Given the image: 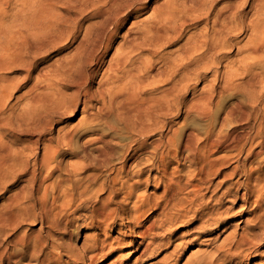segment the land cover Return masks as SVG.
I'll list each match as a JSON object with an SVG mask.
<instances>
[{
    "label": "bare ground",
    "instance_id": "1",
    "mask_svg": "<svg viewBox=\"0 0 264 264\" xmlns=\"http://www.w3.org/2000/svg\"><path fill=\"white\" fill-rule=\"evenodd\" d=\"M9 1L0 0V106L11 96L14 78L5 73L12 70L22 71L25 78L35 73L37 84L33 82L29 92L36 88L39 93L26 98L25 116L0 117V191L6 185L3 181L15 172L24 174L29 185L27 191H16L0 203V264H21L24 258L28 264H127L131 249L138 253L134 263L157 252L162 257L156 264H168L181 244L177 239L179 243L168 251V233L187 225L190 241L198 240L200 245L207 242L208 228H219L232 209L224 205L225 210L217 208L223 197L232 192V206L239 200L240 211L252 212L249 229L239 235L231 231L214 251L193 252L184 263L219 264L246 258L259 242L253 229L264 231V0L251 1L256 16L247 26L242 17L239 20L241 12L234 4L215 12L211 32L191 34L183 43L182 52L175 57L170 55L171 64H165L168 69L154 68L157 49L174 43L193 22L195 13H210L214 0L211 5L209 0H165L155 5L151 19L137 30L128 27L123 42L108 59L119 33L129 19L148 9L149 0ZM86 17L90 21L83 25ZM246 30L250 35L245 44L230 43L232 36L227 35L236 31L244 34ZM70 42L76 43L75 50L64 62L49 66L44 74L37 70L38 61ZM233 47L239 54L238 65L232 68V62L227 61L220 70L222 52ZM209 72L211 84L202 86L205 90L197 95L193 87L192 96L186 100L191 83L205 80L203 75ZM97 75V87L92 90L89 84ZM69 82L75 86V100L64 92V85ZM226 91L231 97L238 96L237 100L216 110L217 99ZM79 104L82 116L77 124L63 131L58 129L62 133L55 138L41 140L54 128L56 118L71 116ZM180 113H193L204 120L205 130L183 131L177 138L170 118H177ZM115 125L128 136L124 152L116 155L123 162L119 174H125L124 162L131 160L129 166L135 165V159L143 154L150 155L149 167L164 163L163 170L153 175L154 187H163L161 201L152 205L149 196L139 195L129 211L120 212L111 206L108 210L107 204L105 211L102 210L106 207L100 211L96 207L90 225L98 230L97 235L77 249L72 245L73 232L78 228L74 214L80 207V195H85L86 190L80 191L78 176L88 172L93 162L83 155L84 150L80 157L74 134L80 128L91 132L87 133L92 135L91 141L99 143L94 159L107 165L117 152L118 142L108 138ZM9 130L37 136L24 146L20 136ZM40 144L41 154L36 152ZM64 152L79 161L70 164L69 170L64 169L65 177L58 174L44 185L37 175L41 176L42 170H46V175L58 172L61 166L57 158ZM231 159L235 164L225 172ZM185 162L189 167L182 173L179 167ZM173 163L174 172L169 173L166 166ZM239 170L245 176L244 183L226 185ZM94 174H85L84 179L96 182ZM216 178L218 181L214 182ZM116 182L114 177L112 183ZM218 191L220 195H215ZM109 199L110 196L101 201L102 205ZM160 205L161 210L144 220L151 206ZM35 222L40 225L37 231L33 227L20 231L23 225L32 226ZM112 223H116L117 236L99 238ZM161 232H166L164 238L161 234L162 238L157 237ZM262 259L264 255L259 257Z\"/></svg>",
    "mask_w": 264,
    "mask_h": 264
},
{
    "label": "rangeland",
    "instance_id": "2",
    "mask_svg": "<svg viewBox=\"0 0 264 264\" xmlns=\"http://www.w3.org/2000/svg\"><path fill=\"white\" fill-rule=\"evenodd\" d=\"M164 1L165 0H149L148 9L143 11L144 13L141 12L140 14L136 15V17H132L131 19H129L126 27H124V29L119 33L118 38L116 39L114 46H112V48L109 52V55L106 56V59H108L110 54L113 53L115 47L118 44H121L123 42L122 41L123 35L126 32V30H128V27L133 28L134 30H137L138 28L143 27L146 24V22L151 19L150 13L152 11V8L155 5L160 4L161 2H164ZM212 1L213 0H209L208 5H211ZM251 1L252 0H214L213 4L211 5L212 10L210 13L206 12V10H204L205 12L202 11V12L195 13L192 17V18H194V20H192L193 22L190 21V24L183 29L181 36L174 43H172L171 45H168V46H163V48L161 47V48L157 49L156 56L154 57V60H155L154 68L158 69V68L164 67V69H168V65L171 64L169 58L175 57V56H177V54L182 52V45L186 41V39L191 34L196 33V32L197 33L198 32L204 33L207 31L211 32V26H212V20H213L214 13L217 11L226 10L231 4H234L237 7V9L241 12L239 20H241V17H242L244 19L245 26H247L248 23L251 20L255 19V16H256L255 11L251 8V5H250ZM9 2L12 3V2H14V0H10ZM13 11H15V10H13ZM89 21H90V19L88 17H86V18H83L82 23H83V25L84 24L86 25V24H88ZM132 22H134V25H132ZM130 23H131L132 27H131ZM242 33H244V34H240L236 31V32L232 33V35L231 34L227 35V36H229V38H230V36H232L229 39L230 43H232V42L238 43V46H242L243 44H245L246 41L249 39L248 35H250V32H249V30H246ZM68 44L69 43H67L65 45L62 44L59 49H57L56 51L49 54L46 58H44L45 60L42 59V60L38 61L37 70L40 73L44 74L49 69V66L51 68V65H52V67H54L56 63L61 62V61L64 62L65 59L70 54H72L75 50L76 43L74 44V43L70 42V44L69 45ZM194 56L197 57L198 53H195ZM238 56H239V54L237 53V48L233 47L232 50H229V49L224 50L221 54V57H223V59H222L223 62H221V64H220L221 65L220 70L224 69V66L227 63V61L232 62V65H233L232 68L236 67L239 63V61H238L239 57ZM149 57L150 56H147L146 58H149ZM167 63H168V65H165ZM179 63H181V61ZM209 73H206V75H203V76H205L204 77L205 80H199L197 83H194V82L191 83V85H190L191 89L189 91L190 93H189V95L186 96V100H188L192 96L191 93L193 92V90H192L193 87L196 88L195 89L196 90L195 95H197V94L201 93L203 90H205V89H203L202 86L211 84V77H210L211 72H209ZM5 75L13 77L14 83H13V87L11 89L10 98L8 100H6L5 102L1 103L3 105L0 106V108L2 109V110L0 109V117L9 115V116H11V118H14V116H16L17 114H20L21 116H25L26 112L23 110H27V107H28V102H27L26 98H28L30 95H32L33 92L36 95H38V93H39L38 89L36 90V88L34 89V91H32V93L29 92L30 87L35 82L37 84L36 74L33 73L30 76V78H25L24 73L17 69V70H12L8 73H5ZM98 79H99V75H97L96 78L89 84V87H91L92 90H94L97 87ZM70 85H71V82H69V84L66 83V85H64V90H65L64 92H65V94L67 93L66 94L67 96L68 95L71 96V100H75L76 99L75 95L73 96V94L75 92L74 91L75 86L74 85L70 86ZM14 87H15V89H14ZM72 88H74V89H72ZM28 93H30V94L28 95ZM237 97H231L229 95V91H226L225 93H223V95L220 98L217 99V102H216L217 105L215 106V109L220 110V111L222 109H225L234 100H237L236 99ZM78 106L79 107L77 108V110L71 116H68V114H67V115H64L65 117L56 118L54 128L50 132L46 133L42 137L41 140L45 139V142H46L49 138H51V137L55 138L59 134H61L63 130L69 129L72 126H74L75 124H77L78 119H80L82 116V112H81L82 105L79 104ZM170 119L173 121V123H175L174 128L177 129V133H178L177 138L179 135H181L185 131L194 130V131L202 132L205 130V128L207 126V124L204 120H201L200 118L196 117V115H194L193 113H191V114L180 113L177 118L172 117ZM103 127L104 126H102V128ZM58 129H62V131L58 130ZM80 131H81V133H80ZM9 132L15 134V136H17L18 138L20 136L19 139H21L24 146L30 145V142L34 139L35 136H37V134L27 135V136L23 135V134L21 135V134H18L16 132H13L12 130H9ZM87 133H91V132H84L83 128H80V129L76 130V133H75L76 135L74 134L75 145L77 143L78 146H80V155H81L80 157H83V155L87 156L93 162V164H91V168L88 172H82V173H80V176H78V177H80V182L82 183V184H80V187H81L80 191H84V189H86L83 192V194L85 193L86 196L80 195V196H82L80 199V207L77 209L76 213L74 214L75 216H77V219H75V221H76L75 225L78 228H77V232H73V234L75 233V235H73L74 237H72V245L77 249L79 247L81 248V246L83 245L85 240H87V239L91 240L95 235H97L98 230L95 227H91V225H90L92 217L96 214V211H95L96 207H97V209H96L97 211L102 210L103 209L102 207H106L107 205H108L107 207H109L108 210H110V206H111L112 207L111 209H114V207H115L120 212H123L124 210L129 211L132 208L133 204L137 201V196H139V195L149 196L153 200V203H151V204L155 205L157 201H161L160 195H162V191H163L162 190L163 189L162 184H159L158 188L154 187V184L156 182H154V180H153V175H156L159 172H161V170H163V167L165 165H164V163H157L155 166H153V168L147 166L148 165L147 160L150 157L149 154H143L142 156H138L135 159V161H136L135 165L133 164V165L129 166L131 163V160L128 162H124L126 164V168L124 169L125 174H122V173L119 174V172H118L119 167L123 164V162L118 159V157H119L118 153H121V151L124 152L125 149H123V147L125 148L126 147L125 145H127V142H128L127 134H125V132L121 129V127L119 125H115V130L109 132L110 135L108 138L113 140L115 143H117V142L118 143L116 144V147H115V151H117L115 153H117V154L114 153L115 155L113 154L107 160L108 167L106 164L104 165L103 161H98L99 159L98 160L94 159V157L98 154L97 153V151H98L97 147L99 146V143L96 142V144H94L95 142L91 141L92 135L90 136V134H87ZM25 143H27L28 145ZM124 143H125V145H123ZM112 145H115V144H112ZM42 147H43V145L40 144L38 146V148L36 149V152L41 154L42 153ZM83 150L85 151L84 154H83ZM80 160H81V158H80ZM109 160H110V163H109ZM57 161H59L60 166H61V169L58 170V172L57 171L50 172L48 175H46L47 174L46 170H42L41 171L42 175L41 176L37 175L38 177H41V179L44 180V183H43L44 185H48L49 183H51L54 180V178H56L58 176V174L59 175L61 174L62 177H65V175L62 173H65L66 170H69L70 164H72L76 161H79V159L76 158V156L71 155L70 153L64 152L60 157L57 158ZM100 163H101V166H99ZM30 164H31V159H29V165ZM234 164H235V162H233V159H231L224 171L225 172L229 171L234 166ZM174 165L175 164L173 163L171 165L166 166L167 171L169 173L174 172V169H173L175 167ZM105 167L107 168V170ZM188 167H189L188 163L185 162V163H183V166H181L179 168H182V170H183L182 173H184L188 169ZM30 168H31V166H30ZM149 168H152V169L149 170ZM64 169H66V170H64ZM90 172L95 173L94 175H96V180H95L96 182L90 181L89 179H84L85 174L87 175ZM240 172H241L240 170L237 171V173L234 174L228 182H226V185H231V183L236 182V181L244 183L245 176ZM96 173L98 174V176ZM10 175L8 176L9 179H8V177L6 178L7 181H6V179L3 181V183H6V185H5L4 189H2L0 191V195H1L0 196V203H2V200L4 197L13 196L14 194H16V191L19 192L20 190H23L25 192L28 189L29 185L27 182V177L24 174H21V173L18 174L17 172H15L11 175L12 177ZM107 177H108V179H110V178L111 179L108 180ZM114 177H117L116 183H112V179ZM146 177L149 178L148 181L144 180V179H146ZM216 181H218V178H216L214 180V182H216ZM86 185H90V186L86 187ZM225 187H223V190ZM95 188H97V190ZM90 189H91V192L88 191ZM98 189L102 190V191H99ZM220 191H218L215 195H220L219 194ZM232 193L230 195L226 196L225 198L223 197L222 205L217 207V208L221 207V208H223L221 210H225L228 206H231L232 209L228 212V216H226V217L224 216L223 222L219 226V228H217V227H216V229L210 228V230L208 228L207 233H208V237L210 239L207 240V242L203 241L202 242L203 244L200 245V244H198L199 243L198 240L190 241L192 238L189 235H187V233H188V230L186 228L187 225H182L181 227L178 226V228H174L173 231H170V233H168L170 235L169 237H171L169 240V243L172 244V245L167 244L168 251L173 250L174 246L177 245V242H178L177 239H179V242H181V244H180L181 247L178 246L176 248L177 254L169 260L168 264H185L184 262L187 261V259L189 257H191L193 252L194 253L197 251L199 253L200 252H212L213 249L215 250V248L221 244V242L224 240V238L227 237V235L231 231L235 230L236 232L235 231L234 232L238 233L236 235H239L243 231H245L247 228L249 229L248 226L251 224L250 221H252V219H253L252 218V212H249L248 209L240 211L238 205L241 202L239 200L236 201V204H233V206H232V204L230 203V200L234 199ZM209 194L211 195V192L208 193V195ZM109 196H110V199L106 201L105 205H102L103 202H101V201H104L105 198L109 197ZM82 199H84V200H82ZM225 199L227 201H225ZM262 200L264 201V195L262 197ZM82 201H84V202H82ZM109 201H110V203H109ZM213 203H214V201H211L210 204H213ZM229 204H231V205H229ZM223 205L226 206V208ZM263 205H264V203L262 204V206ZM74 206L75 205H73L71 209H73ZM252 206L253 205H250V208H252ZM107 207L105 209H103L102 211L107 210ZM154 207L151 206V210L148 211V213L146 215L147 217L144 220L149 219L150 217L152 218L153 217L152 214L155 211L161 210L163 208L161 205L158 207H155V208ZM92 210H94V211H92ZM31 227H33V228H31ZM39 227H40V225L38 222H35L32 226H30L29 224H25V225H23V227L21 228L20 231H22L24 229L28 230V228H31L32 230L35 229L37 231L39 229ZM256 230L257 229H253V231L258 235V241L259 242H257V245H256L257 247L255 246V248L252 249V252L246 258L242 257V258H237L233 262L221 261L218 263L219 264H222V263L223 264H264V259H262L261 261L259 260V257H263V255H264V231H259V230L256 231ZM117 232L118 231L116 228V223H112L110 225V229H108L106 232L101 233L98 237L101 239L102 238L104 239L107 237L112 239L115 236H117ZM184 233L186 234V236L184 235ZM160 234L164 238V236L166 235V232L159 233V235L157 236L158 238H160V237L162 238V236ZM182 234H183V236H182ZM64 238L66 239V237H64ZM182 240L185 244L182 242ZM185 240H189L190 242L185 241ZM195 241H197V242H195ZM183 244H184V246H183ZM182 247H183V249H182ZM159 250H161V249H159ZM137 254L138 253L135 252V250L131 249V251L128 254L129 256H128V260H127L128 263L127 264H138V263L139 264H156L158 262V259H160L162 257V255H161L162 253L160 254V253L156 252V254L152 253V254L146 256L147 258L144 257L146 260L143 258V260H140L138 263H134V260L138 256ZM174 257H176V258H174ZM242 259H244V260H242ZM27 261L28 260L26 258H24L21 260V262H22L21 264H23V263L28 264L29 262H27Z\"/></svg>",
    "mask_w": 264,
    "mask_h": 264
}]
</instances>
